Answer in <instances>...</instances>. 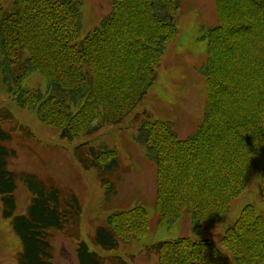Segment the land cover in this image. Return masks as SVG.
<instances>
[{
    "label": "trees",
    "instance_id": "1",
    "mask_svg": "<svg viewBox=\"0 0 264 264\" xmlns=\"http://www.w3.org/2000/svg\"><path fill=\"white\" fill-rule=\"evenodd\" d=\"M110 1L109 13L79 41L81 0H0V13L7 2L11 5L0 19L2 81L19 108L33 110L36 119L68 140L126 119L157 80L165 48L177 34L173 15L181 0ZM214 8L217 25L207 30L200 69L205 103L198 127L180 138L168 123L142 118L133 136L155 165L157 225L186 213L200 238L205 225L221 221L231 202L246 192L264 150V0H214ZM35 72L47 79L43 93L22 88ZM72 106L79 108L70 112ZM12 121L8 110L0 111L2 217L19 239L18 264H53L54 233L77 239L81 203L52 179L10 169L17 154L10 147L14 133L5 124ZM76 152L85 168L101 174L110 200L116 191L107 176L119 168L117 151L84 144ZM260 178L264 198V169ZM19 182L31 197L25 213L16 215ZM149 230L145 207L136 205L110 213L92 241L112 252ZM222 245L230 257L207 238L180 237L150 249L155 264H264V210L243 208ZM75 255L77 264H127L119 256L91 251L83 241Z\"/></svg>",
    "mask_w": 264,
    "mask_h": 264
},
{
    "label": "rangeland",
    "instance_id": "2",
    "mask_svg": "<svg viewBox=\"0 0 264 264\" xmlns=\"http://www.w3.org/2000/svg\"><path fill=\"white\" fill-rule=\"evenodd\" d=\"M81 2L82 29L79 41L109 13L111 4L110 0ZM7 3L4 12L0 13V19L9 12L11 5ZM173 21L177 28L176 37L166 46L157 70V80L147 95L118 125H106L93 135L76 136L71 140L60 137V131L43 125L36 119L33 110L19 108L0 74V111L8 110L14 120L5 124L6 129L14 133L10 147L17 154L16 159L10 162V169L14 172H30L39 179H52L60 187L73 192L81 203L77 239L54 233L53 264H77L75 249L78 241H83L91 251L105 258L119 256L127 264H155L156 255L150 248L180 237L195 241L210 239L226 257H230L222 245L226 229L237 221L246 206L252 205L258 213L264 210V198L260 195L263 150L254 163L246 192L231 202L221 221L205 225L207 233L203 238L194 234L191 219L186 213L167 226L157 225L153 206L156 198L155 165L146 158V149L138 146L133 136L142 118L168 123L180 138H187L197 128L205 103V79L200 69L206 59L207 30L217 25L214 0H181V7L174 13ZM23 56L13 66L14 69L19 68ZM22 85L23 90L43 93L47 89V79L35 72ZM78 108L72 106L70 112ZM84 144L113 149L118 153L119 168L107 176L114 185L113 191H116L110 200H107L106 187L102 184L98 170L85 168L78 159L76 148ZM30 197L24 184L19 182L15 193L16 215L25 213ZM136 205L145 207L149 218L150 230L145 237L132 243H123L112 252L102 250L93 243L94 230L105 222L110 213L131 209ZM20 250V242L10 220L2 217L0 201V264H18Z\"/></svg>",
    "mask_w": 264,
    "mask_h": 264
}]
</instances>
